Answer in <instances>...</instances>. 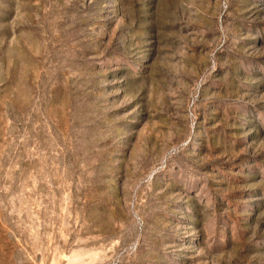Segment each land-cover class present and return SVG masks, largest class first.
I'll return each instance as SVG.
<instances>
[{
  "label": "rangeland",
  "instance_id": "1",
  "mask_svg": "<svg viewBox=\"0 0 264 264\" xmlns=\"http://www.w3.org/2000/svg\"><path fill=\"white\" fill-rule=\"evenodd\" d=\"M0 264H264V0H0Z\"/></svg>",
  "mask_w": 264,
  "mask_h": 264
}]
</instances>
